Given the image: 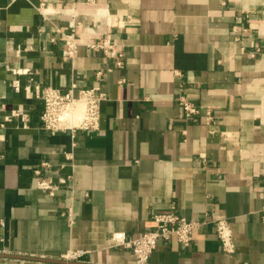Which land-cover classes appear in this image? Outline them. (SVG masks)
<instances>
[{"label": "crops", "instance_id": "0c3cea01", "mask_svg": "<svg viewBox=\"0 0 264 264\" xmlns=\"http://www.w3.org/2000/svg\"><path fill=\"white\" fill-rule=\"evenodd\" d=\"M73 81L107 94L100 128L52 134L37 89ZM39 177L65 183L50 196ZM171 211L204 224L150 264H264V0H0V264H136L114 235Z\"/></svg>", "mask_w": 264, "mask_h": 264}, {"label": "built area", "instance_id": "2783aa9c", "mask_svg": "<svg viewBox=\"0 0 264 264\" xmlns=\"http://www.w3.org/2000/svg\"><path fill=\"white\" fill-rule=\"evenodd\" d=\"M70 28L72 29L71 32L63 33L64 41L66 42L63 59L74 63L80 44L73 23ZM233 28V31L236 33H248L246 29L240 30L237 26ZM236 39H239V36ZM90 48H101L105 52H108L112 48V45L110 41H104L103 44H94ZM120 56L122 57L123 55L121 54ZM122 64L124 63L120 59L117 65L122 67ZM103 76V71L96 72L98 82L103 80ZM14 87L19 89L18 81L14 82ZM36 94L43 102L41 124L44 130L52 134L67 131L74 134L78 131H96L100 128L102 103L106 100L108 101V97L99 85L78 88L76 81H73L66 89L45 87L42 90L37 89ZM179 103H181L180 105L187 118L200 113V107L189 101L186 97H180ZM60 183L64 184L65 180L63 179L59 183H54L48 178L39 177L36 181V187L40 191L49 193L50 196H55ZM152 218L156 225L152 231H146L140 236L128 240L125 239L122 233L114 235L113 240L115 244L123 245L129 249L135 256L136 264H150L152 254L157 249L159 242H167L172 238H177L184 247H190L195 239V229L204 224L200 221L189 220L174 211L157 213ZM211 223L215 227L221 250L226 254L235 253V239L233 238V231L229 220L217 219L211 221ZM81 255H83L82 251H74L64 255L62 259L65 261H76Z\"/></svg>", "mask_w": 264, "mask_h": 264}]
</instances>
